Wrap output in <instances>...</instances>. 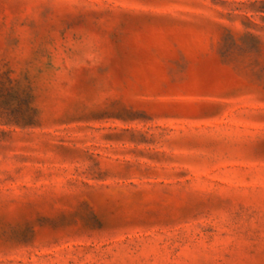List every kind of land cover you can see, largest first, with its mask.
Wrapping results in <instances>:
<instances>
[{"label":"rangeland","instance_id":"374dc122","mask_svg":"<svg viewBox=\"0 0 264 264\" xmlns=\"http://www.w3.org/2000/svg\"><path fill=\"white\" fill-rule=\"evenodd\" d=\"M0 264H264V0H0Z\"/></svg>","mask_w":264,"mask_h":264}]
</instances>
